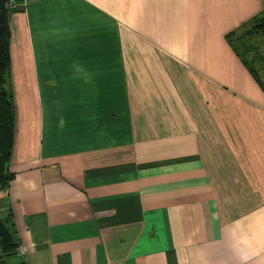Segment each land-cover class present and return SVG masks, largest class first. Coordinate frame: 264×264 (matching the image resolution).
Segmentation results:
<instances>
[{"label": "crops", "instance_id": "0c3cea01", "mask_svg": "<svg viewBox=\"0 0 264 264\" xmlns=\"http://www.w3.org/2000/svg\"><path fill=\"white\" fill-rule=\"evenodd\" d=\"M264 0H21L1 264H264V92L226 41Z\"/></svg>", "mask_w": 264, "mask_h": 264}, {"label": "trees", "instance_id": "16d2710c", "mask_svg": "<svg viewBox=\"0 0 264 264\" xmlns=\"http://www.w3.org/2000/svg\"><path fill=\"white\" fill-rule=\"evenodd\" d=\"M9 16L10 14L4 9V1L0 0V190L7 188L13 178L9 170L15 121L10 86ZM245 25H249V28L244 29ZM245 25L236 31L229 32L226 35V41L254 82L264 92V80L260 74V72L264 74V9ZM252 39L254 41H251ZM260 45L263 54L256 52ZM11 222L9 217L0 219V264L3 258L15 256L18 248L15 230L12 224L8 226Z\"/></svg>", "mask_w": 264, "mask_h": 264}, {"label": "built area", "instance_id": "2783aa9c", "mask_svg": "<svg viewBox=\"0 0 264 264\" xmlns=\"http://www.w3.org/2000/svg\"><path fill=\"white\" fill-rule=\"evenodd\" d=\"M3 1H4V9L8 14H11L20 7L21 0H3ZM19 252L20 254H25L24 248L23 247L19 248Z\"/></svg>", "mask_w": 264, "mask_h": 264}, {"label": "rangeland", "instance_id": "374dc122", "mask_svg": "<svg viewBox=\"0 0 264 264\" xmlns=\"http://www.w3.org/2000/svg\"><path fill=\"white\" fill-rule=\"evenodd\" d=\"M247 28H249V25H245L244 29H247ZM251 41H254V39H252ZM253 44H254V43H253ZM259 47H260V48L256 50L257 54H263V50H262V48H261V45H260ZM252 54H253V53H251V55H252ZM251 55H250V56H251ZM256 67L259 68L258 65H256ZM260 74H261V76H262V80H264V74H263L262 72H260ZM21 247H22V246H21L20 244H18V248H21ZM10 258H12V257H10Z\"/></svg>", "mask_w": 264, "mask_h": 264}]
</instances>
